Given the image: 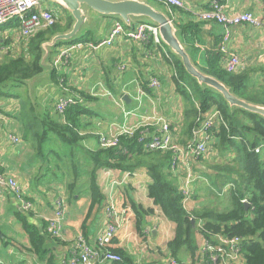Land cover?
I'll use <instances>...</instances> for the list:
<instances>
[{
  "label": "trees",
  "instance_id": "trees-1",
  "mask_svg": "<svg viewBox=\"0 0 264 264\" xmlns=\"http://www.w3.org/2000/svg\"><path fill=\"white\" fill-rule=\"evenodd\" d=\"M152 1H155L160 8L165 7L158 0ZM212 1L214 0H211L203 11L209 10ZM216 1L223 3V0ZM172 11L178 12L177 14L181 16L186 14L191 16L192 13L188 9L180 8H173ZM171 12L169 11L168 15L177 25L179 37L194 64L204 74L226 85L238 98L254 105L264 106V65L259 63L249 65L243 62V69L238 72H228L225 63L229 57L221 50L208 52L207 57L198 64L193 32L202 24L217 23L198 21L195 16L197 22L191 20L183 24L179 23V16L176 14L175 20ZM66 13L67 15L54 27L32 38L28 55L24 54L0 64V101L12 98L21 101V112L16 118L22 122L24 141L34 150L30 163L39 166V174L35 176L34 181H38L45 188L44 191L36 190L34 194L44 199L50 194H58L57 190L63 188L66 197L61 195L63 193L57 196L64 197L66 202L82 199L87 194L90 200L88 215L91 216L96 208H102L106 202L98 181L100 171L119 170L132 174L144 170L150 179L149 198L154 206L161 210L165 219L175 225L174 238L167 245L170 258L181 263L191 261L194 264L199 249L197 234L209 238L210 233L242 238L245 264H264V118L237 107L230 108L219 93L207 86H201L196 79L188 75L181 61L163 43L160 46L156 45L153 39L141 43L145 48L150 45L157 46L162 52V48H167L170 56L164 54L167 58L165 59L176 69L173 81L182 100V117L179 121L181 127L180 132L176 133L180 142L184 143L190 139L201 113L214 110L221 113L222 120L218 121L211 131L214 143L210 149L217 153L214 160L221 159L222 162H215L213 166L203 165L206 160L202 159L199 162L200 168L193 166V170L197 175L200 173L209 180L210 185L207 189L211 194L219 197L218 195L227 192L228 200L222 205L227 207L230 204L229 209L221 212L213 207H200L192 212L188 211L183 203L180 179L172 170L173 156L170 152L147 150L144 145L138 143L137 137L126 136L120 137L117 146L103 148L98 136L85 134V131L91 127L89 123H92L89 115L94 113L86 105L87 102L85 103L91 99L90 94L83 91L78 93L82 102L69 107L64 118L52 107L38 111L31 103L24 100L22 90L30 80L44 72L42 44L54 35L68 31L73 24V18L67 11ZM102 19L107 18L102 17ZM12 22L8 24L20 28L19 20ZM6 25L1 26L0 29L3 30ZM133 27L125 26V29L129 30ZM91 41L97 43L91 33H86L69 42L58 43L51 56L58 47L87 44ZM53 74L55 75V72ZM33 132L36 138L31 142L30 137ZM89 138L97 140V149L85 147L84 141ZM260 147H263L260 153L256 152ZM47 175L52 176L46 181ZM56 178L61 180L56 181ZM200 180L194 187L192 194L194 199L197 198ZM82 183L84 184L80 188ZM25 198L35 203L31 192H28ZM244 200L249 206H246ZM125 201L135 213L138 229L142 230L145 218L154 211L138 204L132 196L126 195ZM36 212V209L30 211L20 209L16 213L22 229L29 238L28 250L45 264H60L58 256L53 253L54 245L59 243L60 239L50 234L48 222L38 218ZM192 220H195L194 224ZM83 227L85 228V224ZM110 250L123 259L122 262L113 264H135L125 251L111 248ZM188 258L190 260H185Z\"/></svg>",
  "mask_w": 264,
  "mask_h": 264
},
{
  "label": "crops",
  "instance_id": "crops-1",
  "mask_svg": "<svg viewBox=\"0 0 264 264\" xmlns=\"http://www.w3.org/2000/svg\"><path fill=\"white\" fill-rule=\"evenodd\" d=\"M182 1L190 8L192 17L189 14L181 16L173 11L171 14L175 20L178 15L179 23L185 24L191 20L197 22L194 14L206 9L211 0ZM222 4L225 5L228 14L249 12L258 17L264 15V0H223ZM156 5L158 6L157 3ZM160 9L169 14L165 7ZM58 11L62 17L67 15L66 10L61 7ZM116 20L118 19H102L96 16L91 20L84 34L91 33L94 41L99 42L107 37ZM137 24L139 22L135 21L134 26ZM193 34L195 55L198 56L195 60L198 64L207 57L208 52L221 50L226 34L229 37L225 44L226 52L223 53L236 55L249 65L264 62V27L255 28L249 25L223 27L210 23L200 25ZM31 40L22 37L19 28L10 24H7L3 30L0 29V64L5 62L3 56L8 53L9 47L14 53L12 58L28 55ZM90 43H82L84 45L82 48L72 51L68 59L69 63L62 64L59 68L54 66V63L65 47H58L48 61L50 75L47 85L39 90H32L33 94H28L24 100L31 103L38 111L47 107L55 110L57 101L62 96L78 95L81 91L90 94L91 99L85 101L90 110L101 103L105 107H110L113 113L110 120H92V123H89L91 127L85 131V134L99 138L103 135H114L125 126L155 124L160 119L169 122L179 133L182 100L173 81L176 69L166 61L165 55H169L168 49L162 48V52L161 48L152 45L145 48L141 43L128 41L126 38H121L110 48L95 51L88 48L87 45ZM151 78L159 80L161 84L159 91L148 85ZM124 97H127L128 101H125ZM20 112V100L12 98L0 101V169L14 177L27 193H32L38 218L48 221L54 216L55 202L59 198L57 195L63 193L61 195L66 197L65 190L58 189V194H50L44 199L34 194L36 190L44 191L45 188L38 181H34L35 176L39 174V166L30 163L34 150L24 141L22 122L16 118ZM11 135L19 137L22 142L13 143L10 140ZM84 145L88 149L98 147L95 138L85 140ZM193 166L200 168L197 162H192ZM98 181L106 202L102 208H96L91 216L88 215L89 198L67 201L68 209L62 226V235L59 238L60 242L54 245L53 251L58 256L59 263L63 264L71 258L73 243L79 235H84L90 244L95 245V239L105 229L106 209L112 202L116 211L124 215V219L110 248L125 251L135 264H166L171 259L167 245L174 238L175 225L165 219L161 210L154 206L149 198L150 179L146 171L131 174L119 170H103L98 174ZM126 195L132 196L144 208L154 211L145 218L142 230L138 229L135 213L125 201ZM196 207L191 205V212L198 209ZM20 209V204L12 192L4 189L0 193V264H45L28 250L29 238L16 217ZM196 237L198 244H201L202 236L197 234ZM194 264H197L196 261Z\"/></svg>",
  "mask_w": 264,
  "mask_h": 264
},
{
  "label": "built area",
  "instance_id": "built-area-1",
  "mask_svg": "<svg viewBox=\"0 0 264 264\" xmlns=\"http://www.w3.org/2000/svg\"><path fill=\"white\" fill-rule=\"evenodd\" d=\"M170 12L173 8L188 9L182 0H158ZM60 11L46 9L42 6L41 0H0V27L12 21L19 20L20 32L22 37L30 40L36 37L40 32L54 27L60 22L62 15ZM198 21L216 22L223 27L249 25L255 28L264 27V15L258 17L253 13L228 14L225 11V5L216 0L212 1L209 10L194 14ZM173 20V19H172ZM174 21V20H173ZM229 35L223 38L221 51L226 52L225 44ZM121 38L128 41L147 43L153 39L156 45H162L159 28L150 23H139L133 29L126 30L124 24L116 20L106 38L97 43L88 44L91 50L110 48ZM84 45L78 43L75 45L64 46L56 59L54 66L58 68L69 63V57L72 51L82 48ZM229 58L225 63V69L228 72H238L244 67L240 57L228 54ZM168 56V55H167ZM150 87L159 91L161 84L157 78L150 79ZM66 91V89L64 88ZM82 102L79 95L62 96L58 99L55 110L64 118L67 109L73 105ZM221 113L217 110L201 113L198 117L197 125L193 128L191 137L188 141L182 143L172 129L171 124L164 119L157 121L155 129H152L147 123L125 126L116 134L100 138L103 148H112L117 146L120 137H137L138 143L144 145L145 149L150 151L170 152L173 156L172 170L174 175L180 179V191L184 196L183 203L186 205L190 200L195 184L201 179L195 173L192 162L199 163L202 159L208 160L211 156L210 146L214 143L211 131L221 121ZM10 140L15 143H21L19 137L10 136ZM264 147V146H263ZM263 147L257 148L256 152L261 151ZM117 182L114 183L116 185ZM8 189L20 204L23 211L34 210V204L27 200L26 190L19 185L16 179L0 169V193ZM245 204L248 202L243 201ZM54 216L48 219V231L54 237L60 238L62 235V226L67 215L68 205L64 197H59L56 202ZM249 204V203H248ZM105 229L95 239V245L88 242L84 235H79L73 243L71 258L63 264H97L99 262L120 263L122 257L110 250L112 241L118 229L121 227L124 215L116 211L111 202L106 209ZM209 238L202 236V242L196 254L197 264H244L243 239L239 237H230L209 233ZM167 264H192L191 261L181 263L171 258Z\"/></svg>",
  "mask_w": 264,
  "mask_h": 264
},
{
  "label": "water",
  "instance_id": "water-1",
  "mask_svg": "<svg viewBox=\"0 0 264 264\" xmlns=\"http://www.w3.org/2000/svg\"><path fill=\"white\" fill-rule=\"evenodd\" d=\"M66 10L73 18L71 28L54 35L42 44L44 70L50 68L51 52L61 42H69L84 34L92 19L96 16L116 18L125 26L132 28L134 22L150 23L159 28L161 42L167 46L182 63L186 73L201 86H207L219 93L230 108H240L264 118V106L254 105L235 96L231 90L218 79L204 74L193 62L186 46L179 37V29L171 17L163 12L152 0H50ZM145 20V21H144ZM50 70V69H49ZM128 101L127 97H124ZM249 206V204H246ZM193 224L195 220H192Z\"/></svg>",
  "mask_w": 264,
  "mask_h": 264
},
{
  "label": "rangeland",
  "instance_id": "rangeland-1",
  "mask_svg": "<svg viewBox=\"0 0 264 264\" xmlns=\"http://www.w3.org/2000/svg\"><path fill=\"white\" fill-rule=\"evenodd\" d=\"M41 3H42V6L44 8H46V9H51V10L55 9V11L60 10V6L52 3L50 0H41ZM112 22L113 21H111V23ZM80 35H82V34H80ZM12 57H14V53H12V48L9 47L8 53L3 56V60L7 61V60L11 59ZM0 62H1V58H0ZM259 64L264 65V62H260ZM256 67L258 68V66H256ZM49 75H50L49 68H46L42 74H40V75L36 76L35 78H33L32 80H30L28 82L29 86H26V88L22 90V92L24 91L23 92L24 97H26L28 94L32 95L33 94L32 90H34V89H38L39 90L40 88L45 87L47 85V83H48L47 79H49ZM103 105L104 104L100 103L97 107L91 108V110L94 113H92V115H89L90 120H95V121L96 120H100V119L110 120L112 118L113 113L111 111V108L110 107H105ZM5 116L7 118H9L8 115H5ZM147 124L152 126V129H155L156 123L155 124L147 123ZM35 138H36V135L33 132V135L30 137V141L34 142ZM92 141L96 145V142L94 140H92ZM215 157H217V153L214 150H211L210 158L208 160H206V163H204L203 165H211V166H213V164L215 162H217V163L218 162H222L221 159H218V161L214 160ZM51 176L47 175L45 177L46 181L50 180ZM199 176L201 177V180L198 183L197 198L194 199L193 196H192L191 199L188 201L187 205H185L186 209L188 208V211L191 212V209H190L191 205H195V207L197 206L196 208H200V207L201 208H203V207H209L210 208V207H213L215 209H218L221 212L222 211H227L229 209L230 204L227 207H225V205H222V204L226 203L227 200H228L227 192L222 194V195H218L219 197H216L215 195L210 193L209 189H207V186L210 185L209 180L207 178L202 177L200 175V173H199ZM57 178L55 179L56 181H60L61 180V179H57ZM83 184L84 183H82L80 185V188H82ZM230 187H228L227 189L229 190ZM87 196L88 195L86 194L85 197L88 198ZM167 262H166V264H167Z\"/></svg>",
  "mask_w": 264,
  "mask_h": 264
},
{
  "label": "clouds",
  "instance_id": "clouds-1",
  "mask_svg": "<svg viewBox=\"0 0 264 264\" xmlns=\"http://www.w3.org/2000/svg\"><path fill=\"white\" fill-rule=\"evenodd\" d=\"M248 204V203H247Z\"/></svg>",
  "mask_w": 264,
  "mask_h": 264
}]
</instances>
